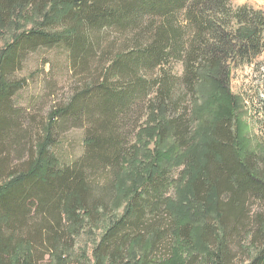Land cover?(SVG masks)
Here are the masks:
<instances>
[{
  "label": "trees",
  "instance_id": "16d2710c",
  "mask_svg": "<svg viewBox=\"0 0 264 264\" xmlns=\"http://www.w3.org/2000/svg\"><path fill=\"white\" fill-rule=\"evenodd\" d=\"M33 18H39L37 24L18 26ZM63 21L71 24L70 29L53 32L52 24ZM113 27L130 30L133 45L114 55L103 76L86 85L72 104L51 113L36 150L31 148L21 164L28 130L21 128L10 103L20 85L11 79V71L29 51L58 44H65L74 65L81 66L93 50L86 49L84 32ZM0 37L4 41L0 43V264H38L45 251L59 252L57 259L63 261L64 221L75 234L83 215L98 213L109 204L105 199L109 193L115 198L127 196V211L106 229L97 254L111 247L110 254L123 258V264H189L198 255L214 264L229 263L227 223L241 219L248 194L264 200V169L248 166V156L256 152L237 149L247 146L241 121L236 128L240 141L231 130L233 120L240 117L242 99L230 88L233 67L264 52L263 9L234 6L232 0H0ZM173 63L182 64L183 80L194 95L190 120L194 131L188 132L185 116L172 99V75L167 70ZM156 69L161 74L152 82L138 74ZM152 90L145 126L137 134L139 147L128 153L117 133L118 115L126 114L140 95L149 97ZM8 113L13 119L6 117ZM58 116L86 128L85 157L71 166L59 164L49 149ZM8 125L13 132L7 133ZM13 156L20 164H12ZM98 162L114 168V179L90 200L94 184L87 171ZM174 166L183 167L177 199H166L174 240L168 256L156 260L151 250L157 235L129 239L121 232L136 199L147 189L158 192ZM202 186L208 189L204 199L198 196ZM222 191L228 197L222 198ZM211 234L215 248L207 239ZM96 261L104 263L100 255ZM249 264H264V247Z\"/></svg>",
  "mask_w": 264,
  "mask_h": 264
},
{
  "label": "rangeland",
  "instance_id": "374dc122",
  "mask_svg": "<svg viewBox=\"0 0 264 264\" xmlns=\"http://www.w3.org/2000/svg\"><path fill=\"white\" fill-rule=\"evenodd\" d=\"M232 3L234 6L249 4L264 10V0H232ZM38 21L39 18H33L30 22L18 26L28 28L37 24ZM52 26L53 32L61 33L70 29L71 24L63 21L52 24ZM12 32L13 29L8 32V36ZM84 33L88 38L86 49H91L92 46L93 50L91 56L86 58L81 66L74 65L75 62L71 58L70 50L65 44H58L51 48L38 46L29 51L23 57L21 64L11 71V79L16 83L19 82L20 85L11 96L10 103L16 111L15 114L18 116L21 128L28 130L24 139L26 148L24 147L25 151L21 164H24L30 157L31 148L36 150L37 138L39 134L42 135L45 127L47 128L51 113L72 104L75 98L87 87L86 85L96 82L100 76H103L106 68L104 66H107L108 61L114 55L133 45L130 30L120 31L114 27L95 28L92 31L86 30ZM0 43L3 44L4 41H0ZM167 72L172 75V99L178 104L176 109L185 116L183 120L187 123L188 132L194 131L196 125L190 121L194 107V95L183 80V66L181 63H173ZM138 74L148 82H152L161 73L160 69H156L152 72L141 70ZM230 88L234 96L242 99L239 102L238 110L240 117L233 120L231 130L235 131L237 142L240 141L237 137V126L238 121H241L243 125L241 131L247 141V146L238 145L237 149L240 152H248L249 149L255 151V155L250 154L247 158L248 166L252 165L255 170H262L264 169V52L248 64L233 67ZM154 90L151 91L149 97L143 98L140 95L126 114L118 115L117 133L120 142L124 144L125 151L128 153L131 151L129 148L133 149L136 145L139 147L137 134L141 127L144 128L145 126L147 120L146 106L152 99ZM1 111H5L4 113L7 114L8 110L2 109ZM8 115L7 118L13 119L14 115L9 113ZM57 118L58 121L55 122L53 131L54 143L49 149L57 157L59 164L71 166L85 157L86 128L81 123L64 122L61 116ZM11 122L13 121L11 120ZM12 125L16 127L18 124ZM10 126L8 125L9 130L6 129V132L8 130L7 133L14 130ZM27 139L30 144L27 143ZM17 158L19 157L13 156L12 164H20ZM92 166L93 169L87 171V175H92L94 184L93 193L89 197L90 200L95 199L93 195L99 197L101 187L102 189L105 188L104 186L112 181V178L114 179L113 167L109 166L106 169L102 162L94 163ZM234 167L236 169V166ZM169 169L170 171L166 172L164 177L163 186L158 192L147 189L141 197H138L136 201L134 200L132 213L130 212L131 215H128L129 223L121 232V235H129V239L139 234L144 235V240L149 238L151 234L157 235L156 243L151 250V256L156 260H162L168 256L174 240L175 227L166 208V199H177V181L182 175L183 167L174 166ZM224 191H222V198L228 197ZM207 192L208 189L202 186L198 192L199 198L204 199ZM116 196L115 198L114 193L113 195L109 193L108 198L105 197L109 203L104 207L105 209L101 208L98 213H91L93 216L88 213L83 215L82 222L75 234L68 231V222L64 221V231L62 232H64L63 241L66 244V249L62 254L63 261L57 259L56 254L59 252L55 254L53 251H45L40 256L38 264H57V262L58 264H97L96 258L99 255L104 263L98 264H123V258L117 260L115 253L110 254V251L113 250L111 247L110 249L107 248L108 251H100L99 254L96 250L97 244L111 222L119 219L127 211V196L124 194H117ZM104 213L106 214L104 215ZM40 218L37 217L35 220L39 221ZM240 220L234 218L232 222L227 223L230 251L228 264H249L263 249L264 200L253 194H248L245 211L242 212ZM207 239L215 248L217 241L214 235H208ZM127 244L126 242L122 245L123 251L127 250ZM207 262L198 255L193 257L189 264H214L211 261Z\"/></svg>",
  "mask_w": 264,
  "mask_h": 264
}]
</instances>
